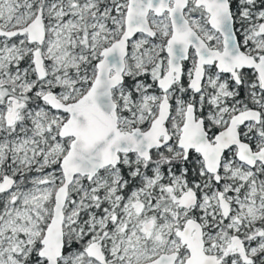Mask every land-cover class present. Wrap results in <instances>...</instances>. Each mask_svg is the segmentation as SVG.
<instances>
[{"label": "snow or ice", "instance_id": "obj_1", "mask_svg": "<svg viewBox=\"0 0 264 264\" xmlns=\"http://www.w3.org/2000/svg\"><path fill=\"white\" fill-rule=\"evenodd\" d=\"M0 264H264V0H0Z\"/></svg>", "mask_w": 264, "mask_h": 264}]
</instances>
